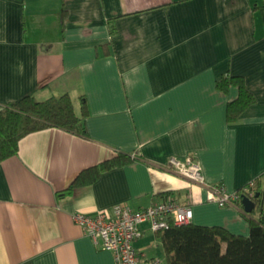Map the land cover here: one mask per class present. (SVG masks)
Returning a JSON list of instances; mask_svg holds the SVG:
<instances>
[{
	"label": "crops",
	"instance_id": "1",
	"mask_svg": "<svg viewBox=\"0 0 264 264\" xmlns=\"http://www.w3.org/2000/svg\"><path fill=\"white\" fill-rule=\"evenodd\" d=\"M225 72L254 96L230 122L238 90L216 87ZM28 93H67L77 113L83 97L87 135L32 130L0 161V264H114L72 213L168 195L194 224L248 234L244 210L164 164L190 154L210 184L256 181L264 199V0H0V108ZM118 151L136 158L58 195ZM141 227L136 247L166 263L157 231Z\"/></svg>",
	"mask_w": 264,
	"mask_h": 264
},
{
	"label": "trees",
	"instance_id": "2",
	"mask_svg": "<svg viewBox=\"0 0 264 264\" xmlns=\"http://www.w3.org/2000/svg\"><path fill=\"white\" fill-rule=\"evenodd\" d=\"M229 85L236 86L238 90L237 96L226 106V119L230 122L254 102V96L245 86L242 75L225 72L216 79V87L220 90L226 91ZM81 99L79 113L74 110L67 93L51 95L43 100L28 93L6 102L0 108V161L16 154L19 138L32 130L54 126L86 136L84 120L87 108L84 98ZM134 158L136 156L129 152L118 151L113 157L79 171L58 195L73 186L90 183L102 171ZM257 183L253 181L251 186L253 195L259 192L255 198L256 207L250 212L244 211L248 218L247 235L232 233L219 225L171 224L156 232L161 239L165 264H264V199ZM235 204L243 210L240 199ZM222 243L225 244L223 247Z\"/></svg>",
	"mask_w": 264,
	"mask_h": 264
},
{
	"label": "built area",
	"instance_id": "3",
	"mask_svg": "<svg viewBox=\"0 0 264 264\" xmlns=\"http://www.w3.org/2000/svg\"><path fill=\"white\" fill-rule=\"evenodd\" d=\"M164 168L203 185L206 188V199L220 206L235 204L242 195H253V181L233 191L210 184L202 172L200 162L190 154L183 158L169 157ZM72 219L98 248L112 252L114 264H165L163 257L145 254L136 247L135 241L142 233L141 225L147 223L151 230L159 231L171 224L188 223L192 220V208L190 204L168 195L142 208L116 203L94 214L75 211Z\"/></svg>",
	"mask_w": 264,
	"mask_h": 264
},
{
	"label": "water",
	"instance_id": "4",
	"mask_svg": "<svg viewBox=\"0 0 264 264\" xmlns=\"http://www.w3.org/2000/svg\"><path fill=\"white\" fill-rule=\"evenodd\" d=\"M259 192H255L253 197L247 196V195H242L240 198V203L242 205V209L245 212H250L255 206H256V201L255 198L258 197Z\"/></svg>",
	"mask_w": 264,
	"mask_h": 264
}]
</instances>
